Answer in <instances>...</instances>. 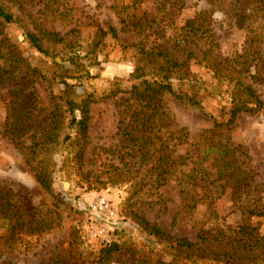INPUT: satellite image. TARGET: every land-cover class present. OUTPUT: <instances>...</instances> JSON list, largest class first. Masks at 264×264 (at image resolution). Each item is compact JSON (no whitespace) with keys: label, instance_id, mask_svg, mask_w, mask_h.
Returning a JSON list of instances; mask_svg holds the SVG:
<instances>
[{"label":"rangeland","instance_id":"374dc122","mask_svg":"<svg viewBox=\"0 0 264 264\" xmlns=\"http://www.w3.org/2000/svg\"><path fill=\"white\" fill-rule=\"evenodd\" d=\"M2 1L20 19L30 14L61 35L68 34V39L75 37L69 32L73 28L76 30L78 44L74 48L75 54L84 69L94 76L86 84V90L97 98L113 89L115 83L121 90L128 89L127 79L136 60L130 45L139 38L124 27L121 19L138 16L140 12H146L149 18L157 21V26L146 34L147 47H164L178 59L180 55L173 44L175 30L200 12L209 15L210 30L220 46L223 59H235L244 46L245 31L239 29L229 16L234 0H143L139 7L131 5L130 0ZM108 26L116 30L119 42L109 34L98 42L97 27L106 29ZM5 32L12 41L19 44L23 57L31 67L49 70L52 66L51 58L30 48L18 26H9ZM120 43L127 48L121 49ZM54 54L59 63L66 62L70 56L61 52ZM190 71L206 82L207 86L220 85L222 91L226 89L225 83H219L204 69L191 66ZM249 80L262 101V107L255 113H240L233 126L225 128L221 135L234 146H240L237 152L245 150L248 157L245 163L249 168L246 175L249 180L246 183L251 194L247 205L255 201L257 206L262 207L264 192L261 196L258 193L263 190L261 185L264 183V79ZM33 91L39 106L46 108L49 102L47 87L34 84ZM7 97V90L2 89L0 193L8 194L13 205L23 209L29 216L26 219L29 224L23 228L18 227L11 240L2 238L5 236V228L0 224V262L9 260L16 264H49L51 261H67L69 264H98L99 249L103 245L95 234L104 228L111 241L117 242L119 249L102 264H131V251L141 258L153 261L159 259L169 264H264V216L252 217L248 221L243 218L240 207L243 206L245 193L241 194L242 189L240 192L232 188L223 191L209 189L206 194L211 195V199L197 204V208L189 213L185 208L186 195L176 183L155 190L149 186L138 190L133 186L134 180L122 182L126 177L131 179L134 174L117 178L105 167L109 163L116 164L108 151L118 143L116 132L121 96L91 106L90 146L83 179L67 166L65 170L52 175L50 193L38 185L25 161L24 152L29 146L28 136L31 132L23 137L20 146L3 133L4 102ZM200 99L207 113L218 121H225L227 116L222 110L226 104L225 98L201 96ZM164 101L177 127L188 133L185 151L182 149L179 152L184 154L189 151V169L198 159L196 154L199 142L208 136L201 134L210 130L212 120L197 109L185 107L171 95H167ZM59 156L56 155V158ZM99 194L108 195L115 203L117 216L114 220L99 217L86 207L87 202ZM135 215L143 216L171 237L194 243V248L190 252L172 250L143 231ZM243 222L252 227L254 237L253 242L246 247L228 240L235 228Z\"/></svg>","mask_w":264,"mask_h":264},{"label":"trees","instance_id":"16d2710c","mask_svg":"<svg viewBox=\"0 0 264 264\" xmlns=\"http://www.w3.org/2000/svg\"><path fill=\"white\" fill-rule=\"evenodd\" d=\"M130 1L131 5L139 7L143 0ZM232 5L234 7L229 16L239 29L245 31L244 46L235 59L222 58L220 46L210 30L209 15L205 12L198 13L175 30L173 44L179 59L164 47H147L146 34L157 26L155 18L140 12L138 16L121 19L124 27L139 38L130 45L136 60L127 79L129 87L121 90L115 83L113 89L97 98L86 90V84L94 76L84 69L75 54L74 48L78 44L76 30L73 28L69 32L75 37L68 39V34L61 35L30 14L20 19L6 2L0 0V91L6 89L8 96L4 102L3 133L20 146L23 137L31 132L24 156L42 190L50 193L52 175L67 166L83 179L90 146L91 106L121 96L116 132L118 143L108 151L116 164L105 166L111 173L117 178L134 174L131 179L126 177L122 182L134 180L133 186L138 190L146 186L155 190L176 183L186 195L185 208L189 213L197 208V204L211 199L212 196L206 194L209 189L223 191L232 188L238 192L242 189L241 194L245 193L243 206L240 207L243 218L248 221L252 217L264 216V206H257L255 201L247 205L251 194L246 183L249 168L245 163L248 159L245 150L237 152L240 146H234L221 135L225 128L233 126L240 113H255L263 105L249 79H264V0H234ZM12 25L21 29L30 48L51 58L49 70L31 67L23 57L19 44L5 32ZM97 32L98 42L108 34L119 42L113 27H97ZM119 45L121 49L127 48L121 43ZM57 52L70 56L66 62L59 63L55 60L54 53ZM191 66L204 69L213 79L225 83L226 89L222 91L220 85L207 86L190 71ZM34 84L47 87L49 102L46 108L39 106L33 91ZM167 95L212 120L210 130L201 134L208 136L199 142L198 159L189 169V151L184 154L179 152L182 149L185 151L188 133L177 127L164 101ZM201 96L225 98L226 104L222 107L227 116L225 121H218L206 112ZM261 186L263 190L258 193L259 196L264 192V183ZM135 216L143 231L172 250L190 252L194 248V243L171 237L143 216ZM28 217L21 207L13 205L8 194L0 193V224L5 228L3 239L11 240L18 227L29 224L26 221ZM233 232L228 238L230 243L246 247L254 240L253 229L246 222L238 225ZM118 249L117 242L103 246L99 249L97 263L107 262ZM129 257L131 264H169L159 259L141 258L134 251L129 253ZM0 264L16 263L3 260ZM49 264L69 263L51 261Z\"/></svg>","mask_w":264,"mask_h":264},{"label":"built area","instance_id":"2783aa9c","mask_svg":"<svg viewBox=\"0 0 264 264\" xmlns=\"http://www.w3.org/2000/svg\"><path fill=\"white\" fill-rule=\"evenodd\" d=\"M86 207H88L93 214H96L97 216L107 220H114L117 216V212L115 210L116 205L106 194H99L91 201H88ZM95 235L101 239L103 246H107L112 243L111 239L108 237V233L104 228L98 230Z\"/></svg>","mask_w":264,"mask_h":264}]
</instances>
